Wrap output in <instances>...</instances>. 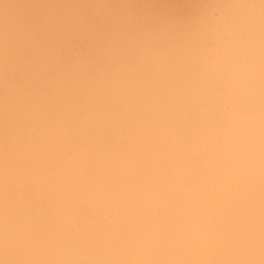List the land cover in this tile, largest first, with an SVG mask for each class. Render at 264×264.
I'll return each instance as SVG.
<instances>
[{"label": "clouds", "instance_id": "9594fccd", "mask_svg": "<svg viewBox=\"0 0 264 264\" xmlns=\"http://www.w3.org/2000/svg\"><path fill=\"white\" fill-rule=\"evenodd\" d=\"M0 264H264V0H0Z\"/></svg>", "mask_w": 264, "mask_h": 264}]
</instances>
